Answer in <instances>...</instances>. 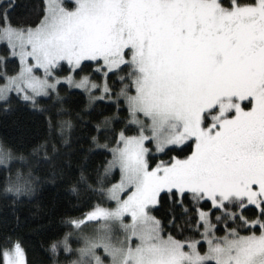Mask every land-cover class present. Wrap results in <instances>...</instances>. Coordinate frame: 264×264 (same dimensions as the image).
Segmentation results:
<instances>
[{"label": "snow or ice", "instance_id": "6c2138e0", "mask_svg": "<svg viewBox=\"0 0 264 264\" xmlns=\"http://www.w3.org/2000/svg\"><path fill=\"white\" fill-rule=\"evenodd\" d=\"M18 7L0 121L26 132L0 138V201L68 203L38 246L0 227V264H264V0Z\"/></svg>", "mask_w": 264, "mask_h": 264}, {"label": "trees", "instance_id": "16d2710c", "mask_svg": "<svg viewBox=\"0 0 264 264\" xmlns=\"http://www.w3.org/2000/svg\"><path fill=\"white\" fill-rule=\"evenodd\" d=\"M19 7L16 15L24 17L28 12V5L33 0H17ZM27 121L26 116H12L7 120V128L4 122L0 121V138L6 134L19 136L25 134L26 130L20 125L14 123L16 120ZM30 127L34 134L33 142H39V135L35 134L38 122L31 123ZM42 131V128L40 129ZM68 203V194L60 185H45L40 193L31 200L24 201L13 207L9 202L0 201V227L6 226L15 229L20 236L29 244L38 246L45 240L49 232V221L53 215H59L64 211ZM19 216V222L16 221Z\"/></svg>", "mask_w": 264, "mask_h": 264}]
</instances>
